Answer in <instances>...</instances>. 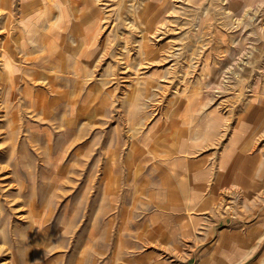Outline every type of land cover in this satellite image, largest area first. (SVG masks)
Returning a JSON list of instances; mask_svg holds the SVG:
<instances>
[{
  "label": "rangeland",
  "instance_id": "374dc122",
  "mask_svg": "<svg viewBox=\"0 0 264 264\" xmlns=\"http://www.w3.org/2000/svg\"><path fill=\"white\" fill-rule=\"evenodd\" d=\"M47 1L0 0V48L6 41L19 45L16 88L11 87L12 81L0 78V180H4L0 181V247H6L0 250V264H192L191 245L171 243L162 229L145 225L150 210L139 206L134 213L137 225H131L128 213L111 210L118 186L112 167L104 170V197L86 196L91 201L87 214L85 115L95 114L93 120L99 112L98 98L85 107L87 83L96 80L94 68L85 71V61L101 65L103 75L113 74L116 63L125 65L134 76L118 82L127 89L117 98L138 91V110L150 116L162 110L172 126L178 120L179 98L199 94L209 95L205 102L220 111L229 108L234 124L240 113L264 109V25H260L264 0H229L231 14L214 6L220 0H101L99 11L86 19L85 0H63L70 13L64 30L58 25L55 0ZM29 2L43 11L37 6L25 11ZM248 8L251 17L237 26L234 19L243 18ZM51 9L56 10L52 16ZM27 16L33 19L23 18ZM83 18L90 35L85 45L88 55L75 51L72 43V26ZM96 19H101L98 31ZM54 24L66 33L67 58L46 51L51 38L37 40ZM247 60L248 71L242 72ZM155 71L160 75H153ZM6 72L0 58V75ZM148 81L153 84L146 90ZM141 116L144 121L147 115ZM253 140L248 151L264 155V133ZM95 171L100 175L103 166ZM250 189L254 201L264 207V180ZM245 190L236 180L233 190L224 193L234 197L233 203L228 202L234 214L243 206ZM32 222L41 226L32 227Z\"/></svg>",
  "mask_w": 264,
  "mask_h": 264
},
{
  "label": "crops",
  "instance_id": "0c3cea01",
  "mask_svg": "<svg viewBox=\"0 0 264 264\" xmlns=\"http://www.w3.org/2000/svg\"><path fill=\"white\" fill-rule=\"evenodd\" d=\"M86 68H94L96 80L87 83L85 107L98 98L99 112L93 120L95 114L85 115L87 214L91 201L86 196L104 197L106 171L112 167L118 186L111 210L128 213L131 225H137L134 213L139 206L150 210L145 225L162 229L171 243L191 245L192 264H264V207L254 201L250 189L264 180V155L248 151L255 136L264 133V109L242 112L231 124L229 108L220 111L205 102L209 95L199 94L179 98L178 120L172 126L162 110L153 116L138 110V91L117 98L127 89L118 82L134 76L125 65L116 63L113 74L104 75L101 65L85 61ZM152 84L148 81L146 90ZM140 113V118L147 115L144 121ZM100 166L106 171L95 175ZM236 180L247 190L234 214L228 205L234 197L224 193L233 190Z\"/></svg>",
  "mask_w": 264,
  "mask_h": 264
},
{
  "label": "bare ground",
  "instance_id": "6f19581e",
  "mask_svg": "<svg viewBox=\"0 0 264 264\" xmlns=\"http://www.w3.org/2000/svg\"><path fill=\"white\" fill-rule=\"evenodd\" d=\"M44 1V4H48V1L47 0H41V3ZM47 1V2H46ZM53 1V0H52ZM218 1V0H217ZM55 3H56V9L58 10V14H56L57 15V17L59 16V18H58V20L59 21H61L60 22V24H58L59 25V28L62 30L63 28H64V26L66 27V19H68L69 18V9H68V7L67 6H65V2L63 1V0H55ZM97 3H101V0H85V5H87L86 6V8H85V19L86 18H88V17H91V14L92 13H95V11H99L98 9H99V5H103V4H97ZM160 3V2H159ZM202 3H205V2H202ZM50 4V3H49ZM107 4V3H106ZM29 7L27 8V7H25V11L26 10H28L30 7H35V6H37V9L41 12V11H43V8H41V6H39V5H37L36 3H31V2H29V4H27ZM41 5H43V4H41ZM81 5V4H80ZM84 5V4H83ZM160 5V4H159ZM215 5H218L219 7H221V9H223L226 13L225 14H231V12L229 11V9L227 8V6L228 5H230V1L229 0H220L219 1V4H214V6ZM257 5V4H256ZM258 5H259V3H258ZM45 6V5H44ZM79 6V5H78ZM253 6V5H252ZM255 6V5H254ZM253 6V7H254ZM264 6V5H263ZM171 7V6H170ZM250 7V6H249ZM39 8H41V9H39ZM250 8H252V7H250ZM250 8H248V10L246 9V12H245V14H244V17L243 18H241V19H234L235 17H233V19L235 20V22H236V24H237V26H240L241 24H243L242 23V21H244V20H246V17H251V9ZM258 8V7H257ZM35 9V8H34ZM73 9V8H72ZM79 9V8H78ZM77 9V10H78ZM84 9V8H83ZM80 10V9H79ZM156 10V9H155ZM161 10V9H160ZM222 10V11H223ZM73 11V10H72ZM253 11H254V8H253ZM258 11H259V9H258ZM55 12H56V10H54V9H51L50 10V15L52 16V14H55ZM257 12V11H256ZM37 13V12H36ZM35 13V14H36ZM106 13V12H105ZM159 13V12H158ZM220 14H221V11H220ZM254 14V13H253ZM258 14V13H257ZM162 15V14H161ZM255 15V14H254ZM41 16H43V15H39L38 17H41ZM71 16V15H70ZM231 17L233 16V14L232 15H230ZM76 17H78V16H76ZM223 17V16H222ZM254 17V16H253ZM24 19H33V17H23ZM221 18V17H220ZM245 18V19H244ZM102 19V18H101ZM101 19H96L95 21H94V29H96V31H98L99 30V28H100V21H101ZM226 19V18H225ZM255 19V18H254ZM9 20V19H8ZM37 20V19H36ZM79 20H81V22L79 23V22H76L75 24H74V26H72V34L74 35V37H73V40H72V43L74 44H72L73 45V47H74V50L75 51H79V52H81V53H84L85 52V55H88V52H89V50L86 48V39L90 36L89 34H87V25H86V27L84 28L83 27V25H82V22H83V20H84V18L83 19H79ZM92 20V19H91ZM222 20V19H221ZM224 21V20H223ZM233 21V20H232ZM251 21H252V18H251ZM251 21H250V23H251ZM228 22V21H227ZM263 22V21H262ZM33 23V22H32ZM85 23H86V20H85ZM225 23H226V21H225ZM224 23V24H225ZM234 23V22H233ZM235 24V25H236ZM251 24H253V23H251ZM102 25V24H101ZM261 26L262 25H264V24H260ZM50 26V25H49ZM88 26H91V25H88ZM226 26V25H225ZM222 27H223V22H222ZM232 27H233V25H232ZM231 27V28H232ZM162 28V27H161ZM224 28H226V27H224ZM263 28V27H262ZM227 29V28H226ZM257 29H258V27H257ZM259 29H260V27H259ZM23 30V29H22ZM64 30V29H63ZM100 30H101V28H100ZM228 30V29H227ZM67 31V30H66ZM13 34V33H12ZM44 34V35H43ZM41 36H39V38L37 39V40H39L40 41V43H41V41H48L50 38H51V40L50 41H48V42H46V44H45V46L47 45L48 47H47V50L46 51H48L49 50V53L50 54H54L55 52L58 54L57 56L58 57H60L61 59H62V56H63V58L65 57V58H67V54H65V52H64V46L66 45V37H65V35L64 34H66V33H64V34H61V32L57 29V27L55 26V24L54 25H52V26H50L49 27V29H48V31H47V33H43ZM24 35V34H23ZM84 36V37H78V36ZM229 36V35H228ZM53 37H54V41L51 43V41H52V39H53ZM34 39V38H33ZM97 39V38H96ZM25 41V40H24ZM27 41V40H26ZM97 41H98V39H97ZM21 43H22V41H21ZM27 43V42H26ZM29 43V42H28ZM35 43V42H34ZM30 44V43H29ZM18 45V44H17ZM17 45H15V44H12V43H10V42H5L4 44H3V46H2V48H0L1 49V51L2 52H0L1 54V61H2V65L5 67V70L7 71L6 72V75H4V73L3 74H1L0 75V78H5L6 80H8V82L9 81H12V86L11 87H13L14 89L16 88V86L14 85L15 84V74H16V72L17 73H19V67H18V58H19V49L17 48ZM22 45H26V44H23L22 43ZM19 46V45H18ZM29 46V45H28ZM101 46H102V44H101ZM21 47V46H20ZM23 47V46H22ZM24 48V47H23ZM29 48V47H28ZM46 48V47H45ZM135 49V48H134ZM228 50V49H227ZM25 51V50H24ZM52 56H54V55H52ZM56 56V55H55ZM57 56H56V59H57ZM41 59V58H40ZM54 59V58H53ZM226 59V58H225ZM36 62V61H35ZM59 62V61H58ZM52 63V62H51ZM49 64H50V62H49ZM243 65H242V68L240 69L242 72H246V71H248L247 70V68H248V66L250 65V62L247 60V62L246 61H244L243 63H242ZM54 65V64H53ZM56 66V65H55ZM48 67V66H47ZM53 68V67H52ZM56 68V67H55ZM55 71V70H54ZM46 72V71H45ZM21 73V72H20ZM59 73V72H58ZM55 74V73H54ZM231 74V73H230ZM242 74L243 73H239L237 76H242ZM15 75V76H14ZM232 76V75H231ZM71 77V76H70ZM230 77V76H229ZM18 79V78H17ZM21 79V78H20ZM71 79V78H70ZM232 79V78H231ZM56 80V79H55ZM7 84V83H6ZM6 84H5V86H6ZM49 84V83H48ZM11 85V84H10ZM53 86V85H52ZM19 88H20V86H19ZM13 89V90H14ZM22 89V88H21ZM52 89V88H51ZM20 90V89H19ZM16 91H18V90H16ZM52 91V90H51ZM17 93V92H16ZM71 101V100H70ZM1 104V103H0ZM30 104H31V102H30ZM8 106V105H7ZM6 106V107H7ZM38 106V105H37ZM76 107V106H75ZM79 108V107H78ZM17 120V119H16ZM68 123V122H67ZM69 124V123H68ZM74 134H75V132H74ZM84 138V137H83ZM68 141V140H67ZM0 166H3V165H1V163H0ZM3 179H5V178H3ZM0 181H4V180H0ZM7 185H9V184H7ZM9 187V186H8ZM6 191H9V189H7ZM6 205V204H5ZM1 206L2 205H0V209H1ZM9 210L13 213V211H14V209L11 207V206H9ZM0 215H2L3 216V213L2 212H0ZM33 221H34V219H33ZM31 222V221H30ZM70 224V226H72L74 223H69ZM39 226H41V222H32V227H36V228H38ZM35 232V231H34ZM4 245H2L1 247H0V250L2 251V250H4ZM6 248V247H5ZM85 252V251H84ZM83 256V255H82ZM84 257V256H83Z\"/></svg>",
  "mask_w": 264,
  "mask_h": 264
}]
</instances>
